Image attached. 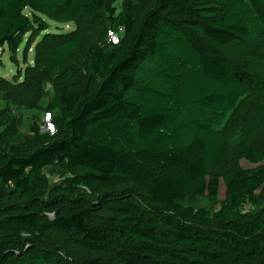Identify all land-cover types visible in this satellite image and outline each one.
Returning a JSON list of instances; mask_svg holds the SVG:
<instances>
[{
  "label": "trees",
  "instance_id": "trees-1",
  "mask_svg": "<svg viewBox=\"0 0 264 264\" xmlns=\"http://www.w3.org/2000/svg\"><path fill=\"white\" fill-rule=\"evenodd\" d=\"M118 1L0 0V264H264V0Z\"/></svg>",
  "mask_w": 264,
  "mask_h": 264
},
{
  "label": "rangeland",
  "instance_id": "rangeland-1",
  "mask_svg": "<svg viewBox=\"0 0 264 264\" xmlns=\"http://www.w3.org/2000/svg\"><path fill=\"white\" fill-rule=\"evenodd\" d=\"M126 1L131 7L139 8L142 6L143 3H145L146 0H119L117 4L118 3L120 4L121 2L125 3ZM45 20L49 24L50 32H68L72 30L73 28V25L71 23H57V22L48 20L46 18ZM33 47L34 45H32V47L29 48L27 51L28 62H31L33 59V56H34ZM23 49H24V42L21 44V47L19 48L18 54H17V59L19 60V66L21 69H23L26 66L23 60V54H22ZM249 52L259 54L258 57L261 58L264 56V46L263 45L261 47L245 46V45L240 46V47H237L231 50V56L232 58H234V61H238V60L241 61L243 60L242 58H244L246 54ZM9 56L10 55H9L7 46L4 45L3 47H0V76H3L7 79H10L11 76L14 75L17 70L16 64H14L10 60ZM45 91H47L48 93L52 91L51 86L49 84L46 85ZM244 101L239 105V108H238L240 121H236L233 124V127L230 129L229 141L233 146L239 143V141L242 139L245 133V130H246L243 120L250 115V111L252 108L251 102L246 103ZM22 112L23 114L28 113L27 110H23ZM12 114L18 117L19 110L12 111ZM43 121H44V118H43ZM18 130L21 134L26 133V126L19 127ZM256 141H257V144H260L264 141V132L259 131ZM240 163L243 167L251 166V164L247 163L244 160H241ZM236 164H237L236 155L234 153V150H232L223 159H221L214 165V172H223V171L229 170L231 168H234ZM53 177L54 176H50V179H52ZM53 180H56V179H53ZM222 194H223V191L221 190V195ZM187 204L204 205L206 204V200L204 198L189 199L187 201Z\"/></svg>",
  "mask_w": 264,
  "mask_h": 264
},
{
  "label": "built area",
  "instance_id": "built-area-1",
  "mask_svg": "<svg viewBox=\"0 0 264 264\" xmlns=\"http://www.w3.org/2000/svg\"><path fill=\"white\" fill-rule=\"evenodd\" d=\"M108 36L112 42H116V35L113 32H109ZM43 122L44 124L41 127L43 131H48L50 133L54 132V125L52 123L50 113H45Z\"/></svg>",
  "mask_w": 264,
  "mask_h": 264
}]
</instances>
